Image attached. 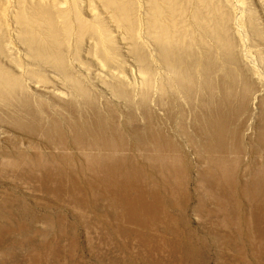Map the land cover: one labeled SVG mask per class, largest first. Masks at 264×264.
Listing matches in <instances>:
<instances>
[{
    "label": "rangeland",
    "instance_id": "rangeland-1",
    "mask_svg": "<svg viewBox=\"0 0 264 264\" xmlns=\"http://www.w3.org/2000/svg\"><path fill=\"white\" fill-rule=\"evenodd\" d=\"M25 1L26 0L24 1L22 0L21 1L20 0H0V28H1L0 29V48H1L0 63L3 62V64L7 65L8 67H11V69L15 70V72L17 73L21 72L22 70V72L19 73V76L22 75L23 73L25 74L20 77L22 80L20 79L19 82L17 81L18 83H20V85L17 84V82L15 83V85L14 84L7 85L8 83L5 84L4 80H2L3 79L2 76H0V79H1L0 85H2L1 87L3 88L5 87L3 85H6L11 88L10 89V88L5 87L7 90L5 88H3V90L2 88H0V113L2 114V111H3L4 114L6 113V116L8 115L11 117V118L8 116L6 117L5 115L0 114L1 117L3 116L2 118H0V264H264V237H263L264 236V149H263L264 140H263V136L261 137L262 138L261 139L257 135L253 134L255 139L251 138V141H250L249 137L247 136L248 134L246 135V133H251V132H249V130H244L243 131L245 133L244 134L242 130L240 131L238 129L239 131L237 132V134H240L239 137L242 136V134H244L245 136V137L242 136L243 140H241L244 143V145L240 144L242 143L239 140V139H242L241 137V138H237L238 141L236 142V144H233V146L235 145L238 146L237 151L236 150L234 151V149H236V146L233 150H231L232 149L231 145L228 146L231 148L227 147L228 150L226 149V152L228 154V160H231V162L227 160V165L224 164L223 166L218 167V165L211 164L213 166L212 167L209 163H206V162L202 163V162L195 161L194 155L198 156L197 154L199 152L202 154L204 151L200 149L198 150L194 149L193 146L190 144L191 142H189L190 139L187 140V138L190 136L191 131H192L191 129L192 127L189 124L191 123V119L189 118H191L192 116L191 115L192 109H187V107L192 108V104H193L192 99L194 100V90L192 87L190 88V85L184 86L186 87L185 91H183L184 88L182 90L178 86H174V82H173L174 80L171 79V78H174L173 75L170 73L169 70H167V68H163L161 66L159 59H157L159 55V53L157 52L159 51H157V49L155 51L153 48H151L152 41L150 40H152V38H149L151 36L147 35L146 32L144 31V24L142 23L141 17H139L141 15H140V8L138 6V2L135 3L136 1L134 0V2L132 3V6H135L136 4V7H138L139 11L135 9L136 7H132V9L134 8V12H132L133 11L132 10L130 13V16H132L131 17L132 19H130L128 21L129 22L128 25H126L127 23H126L125 18L123 19L124 20L123 22V20L121 19L115 20V18L112 19V17H109V16L106 17L107 11H109L108 14L113 13L112 9H115V8H113L112 5L110 6L111 9L110 7H106L108 3H105L106 4L105 5L106 8H105L104 2H102L103 0H99V2L98 0L97 1L91 0L90 2H92L93 4L90 3L89 1L87 2V0H76V1L67 0L68 2L67 1L66 2L71 6H68L67 3L66 2L64 3L62 0H57V2L56 0H53L55 1V3H53L52 0H47L49 2H47L46 0H39V1L29 0L28 2H31L30 5L27 3V1L26 2ZM44 1L46 3H50L51 1L52 4L50 3V6L48 7V4L45 5ZM126 1L128 0H125V3L127 4ZM167 1H169L171 5ZM19 2H21L22 4ZM35 2H38V3L34 5ZM60 2L61 3L63 2L64 4L62 3L63 4L62 5ZM76 2H78L80 7L76 5L77 4ZM100 2L102 3L101 6H103L104 8L100 7ZM57 3H59V5ZM73 3H76V4L73 5ZM94 3H95V6H94ZM96 3L99 4L100 8L98 7ZM167 3H168V6H167L168 8L165 7ZM39 4H43L42 6H47V9H49L50 11L53 10L54 15L50 13V19L52 20L53 27L55 26L56 28L57 36H55V38L58 37V40L57 38L56 40L59 43L56 42L55 38L54 39L52 38L53 36H50L49 33L48 34L46 33L47 29L45 27H47V24H46L47 22H45L43 25V22L42 21L39 22L37 18H36L37 20L35 19L31 21L28 20L27 16H24L22 21L19 18L18 16L19 13L17 12H20L22 14H24L25 12V15H29L26 12L30 10V12H32L31 14L37 13L34 11H37L36 6H38ZM55 4L57 7H61V8L64 7L66 9L65 10L67 12L66 15L67 17H69L70 21L72 20L71 22H73V19L75 18L70 19V17L79 16V12L86 10L88 8V5L89 7L90 5H92L91 8H88V9H92V7L93 8L95 7L94 8L95 11L97 10L98 13H100V15L98 14L96 16L97 17L99 16L98 17L99 19L104 18V17H105L104 19L107 18L105 21H108V22L106 23L111 25V28L113 30V33L111 34V31H112L111 30L110 35H109L111 39L109 41L113 42L111 43V46L113 44H115V46L117 44L120 46L118 45L117 47L112 46L113 50H111V46H110V49L107 51L101 47L100 41L97 42V40H95L98 43V46L92 45L91 40H93L95 37L97 38L98 32L96 33L95 31L97 29L90 27V26L87 27L88 29H86V27H78V29H75L74 26H71V28L72 29L74 28L75 30L74 29L72 30L69 28L64 29L62 23H60L61 22L60 15L54 11V9L57 8ZM23 5L26 7L24 8ZM31 5H33L32 7L35 6L34 8L36 10L32 8ZM52 5L54 8L52 7ZM28 6L32 9L28 8ZM170 6L172 7V0H166V3L165 2L163 3V9L167 11L165 12L163 10L161 17H163L164 18V19L162 18L163 21L165 20L167 21V23L169 22L168 20L173 18V15L171 13L172 9ZM184 6L187 7V5H184ZM73 7L76 8L77 12L75 11V8L73 10ZM16 8H18L20 11L17 10ZM24 9L26 10L28 9V10L25 11ZM94 9L92 10L94 11ZM55 10L59 11V8ZM69 10L72 12V15ZM97 11L95 12L96 14H97ZM75 13H76V16H75ZM15 14H17V17H15L16 16ZM56 15H57L56 17L57 19H53ZM101 15H105V16H101ZM94 17L95 16H93L92 18L94 19ZM134 17L137 20L134 19ZM18 18L20 19V21L18 20ZM32 18L34 19L33 16ZM108 19H110V22ZM24 20L26 23L24 22ZM55 20H57L58 22L57 21L54 22ZM114 20L116 22H114ZM32 21H34V24ZM119 21H121L122 24ZM134 22H135L136 27L133 26ZM19 23H22V24H19ZM124 23H125V27H124ZM31 24H33L34 26L35 25L37 26L34 27L33 25L31 26ZM129 24H131V26ZM20 25L21 27H18ZM23 25L26 28L28 27L27 28L28 30ZM61 25L62 27L60 28ZM127 26H129L128 27L129 30H127L128 28L126 29ZM170 27H171V24H170ZM89 28H91V30H89ZM132 28H133V31L131 30ZM57 29L68 30V31L71 30L70 31L71 35L74 33L76 35H74L73 37V35L72 36L70 34L68 35L69 33L68 31H64L63 33L62 30L57 31ZM79 29L80 31L82 29L81 31L82 34L80 33ZM16 30L18 31L16 32ZM76 30H78L79 32H77ZM84 30L85 32L83 33ZM32 31H33V34L31 33ZM90 31L92 32L93 36L96 35L94 38L89 37L91 36ZM20 33L21 35L23 34L24 35L21 36ZM36 33L40 34V35H37L36 41L28 40L29 38H33V36H36ZM94 33L96 34L94 35ZM29 34H32L31 37H29ZM61 34L64 35V38L62 37ZM77 35H79L78 37L81 36L83 39L86 36L85 37L86 40L81 39V37L79 38L80 39L79 40L78 37L76 38ZM65 37L66 38L68 37L67 38L68 41ZM71 37L74 39V41L78 39V41L77 40L75 41L77 44L73 42V40H71L72 39ZM115 37L117 39L115 40V42L117 41V43H115L113 40L115 39ZM44 38L47 40H44ZM38 40L39 42H37ZM54 40H55L54 43L56 44H53ZM30 42L33 44H31ZM70 42L76 45L74 44L72 45ZM78 42H79V45L81 44L80 46H78ZM87 43L88 45H86ZM36 44L44 45V46L46 45V47L48 49L50 48L51 50L55 48V50L53 49V51H56L58 53V55L60 56V60H63L62 62L64 64L66 63L65 65L63 63L62 64L60 63L61 65L58 64L60 65L58 66V68L60 67L59 69L60 71L57 70L58 68L56 67L57 65L55 64V62L49 59L50 58L49 53L51 52H49L48 49L45 48L44 54L34 53V54H31L32 56L29 55L32 52L33 48L35 47L34 45ZM89 44H91L92 46H89ZM133 44H135L137 47ZM31 46L32 48H30ZM69 46L70 48L73 46H74L73 48H75L76 46L74 50L77 52H74V50L70 49ZM94 46L97 47V48H94L95 50L93 49ZM131 46H134L133 47L134 49L131 48ZM89 47H92V49ZM62 48L63 50H61ZM140 48H141V53L140 54L136 53V52H140L139 51ZM87 49L88 51H90V53L86 51ZM99 49L101 50L102 55L104 52L103 56L100 55V53L98 52ZM117 49L118 50L120 49V50L118 51ZM126 49L129 50V52H127ZM135 49H137V51ZM110 50L111 52L116 50V52L114 51L111 53ZM146 50L148 51V53ZM91 51L92 53L93 52H96V53L92 54ZM106 51L108 53L110 52L111 55L113 56H111L110 53L108 54ZM62 52L64 53L62 54ZM133 52H135L136 55ZM47 53H48V56H47ZM115 53H118L117 58H116ZM74 54H76L77 58ZM42 55H44L43 57L45 56L47 57L43 58ZM133 55L136 57H134ZM39 56L40 58H38ZM61 56L62 57L65 56L64 58L66 59L65 60L61 59L62 58ZM140 56L141 58L142 57L144 58L142 59L144 61L139 59ZM41 57H42V60H41ZM99 57H101V59ZM111 57L112 59H110ZM103 58L105 59L102 60ZM79 59H80V62H78ZM48 60H51L52 62ZM81 60L83 62H81ZM84 60L86 64L84 63ZM17 61H18V64L20 65L17 64ZM44 61L45 63H43ZM102 61H103V64H102ZM30 63H32L33 65ZM46 63L50 65H47ZM90 63L91 65H89ZM24 64L26 65L24 66ZM82 64H84L85 66ZM104 64L108 67L104 66ZM16 65L18 66V68ZM54 65L56 66L54 67ZM39 66L41 70L44 68L43 72L46 73L45 75L49 76L50 78L46 76L47 78H45L44 80V78H41V77L38 78L39 76H37L36 74L35 76H32V73L30 74V71H28V69H36V70L39 69L40 70V68H38ZM116 66H118L117 67L118 69H116ZM143 67L145 68L150 67L151 69L149 68L150 69L149 73H148L149 69L147 68L148 69L147 70ZM65 68H66V71L64 70ZM69 69H71L72 72ZM140 69H141V72L143 70L142 73L140 72ZM52 70H55V71H52ZM118 70L119 71L123 70V71L122 72L120 71L121 72L120 73L118 72ZM151 70H154V71H152L151 73ZM64 71L65 73L69 72L68 73L70 75L69 79L64 78L65 76L66 77L68 76L67 74L64 73ZM76 71L79 72V75L82 78L80 76H76L78 75V72L76 73ZM59 72H62V73L60 74ZM70 73H72V75ZM145 73L146 74L148 73L147 74L148 76L150 75L149 78L146 77ZM62 74L63 75L65 74V75L63 76ZM142 74L145 75V77H143ZM83 75H85L87 83L83 81L84 80ZM140 75L142 76L140 77ZM29 76L32 78H30ZM90 76L91 78H89ZM27 77L31 79L32 83H35V82L38 83L40 81L39 83L42 85L46 84L47 85L46 87H49V88L52 87L53 89L56 88L55 91L61 90V88L64 86L65 88L63 87L64 89L62 88L63 90H61L60 93L58 92L61 98L60 99L61 102L58 99V97L57 99L56 97L54 98V96H59L58 93H55L56 95L55 94L51 95L50 93H47L48 91L47 92L44 91L41 93L39 92L35 93L34 91H32L31 90L32 88H30V86L25 84L26 82L30 81V80L27 81ZM33 78L35 79L38 78L37 79L38 81H35V79ZM143 78L146 80L147 79L151 80L152 87L149 85L150 82H148V80L143 81L144 80ZM74 79H76V81ZM80 79H81V83H79ZM168 79L172 81H169ZM43 80L46 82L44 83ZM118 81H120L121 83L120 82L118 83ZM21 82H23L24 85H22ZM77 82L80 84V86H78L79 84ZM107 82L108 83L110 82V83L108 84ZM140 82L143 84H145L144 82H146V84L149 83L147 87L149 88L150 86V88L149 89L145 88L146 85H143ZM166 82L170 84L171 86L168 87L169 85H167ZM72 83L75 86L80 87V89L78 90L77 87H76L77 90L74 89L75 88L74 85L73 87L70 86V84ZM160 83H162L161 85L163 86L159 85ZM18 85L20 86V88ZM55 85L56 86L58 85V86L56 87ZM12 86L16 89H13ZM60 86L62 87L59 88ZM117 86L118 87L120 86V88H118ZM140 86L141 87L143 86L141 88L142 91L139 90ZM165 86L169 89L164 88ZM173 86L178 87L179 88V89L177 88L178 91ZM111 87L113 88V90L114 89L115 90L113 91ZM159 87H163L164 89V90L163 89L160 90L162 91L160 93H158L159 92L158 89H160ZM171 87H173L176 91ZM187 87L190 89H188ZM86 88L87 89L90 88L92 91L87 90ZM117 88L120 91H117L116 90ZM73 89L75 93L80 94L81 92L80 95H82L83 93L82 90H84L82 98L79 95L75 94L73 92ZM123 89H125L126 92ZM14 91L15 92L18 91L17 93H19V96ZM62 91L67 92V94H69L70 96L67 95L66 93H62ZM76 91H79V92H76ZM87 91H89L88 92L89 95L88 93H85ZM93 91L95 92V94ZM140 91L143 96L139 94ZM214 91H218V90H214ZM10 92L14 93L12 94V96L16 95L14 96L15 98L17 97L16 104H13L16 102L15 98L12 97L11 94L8 95V93ZM115 92H119L120 94L118 93V96H117ZM121 92L123 93L125 92L127 94L124 96L125 93L122 94ZM181 92L183 94H186V96H184ZM23 93L25 95L27 93L26 97L28 99H26V97L21 98L25 96ZM145 93L147 94L145 95ZM177 93L179 94V96L177 95ZM218 93L220 92H217V94ZM2 94H4V97ZM61 94L62 95L64 94V96H61ZM173 94L177 96L175 97ZM78 96L80 98H78ZM89 96L91 97L92 100H94L93 101L94 103L92 102ZM7 97H8L7 100L10 102L6 100ZM9 97L11 98V100ZM49 97L50 98L53 97L52 99L56 100L57 103L59 100V103L63 104V105L60 104L61 108L60 107L58 108V106L60 105H57L56 102L50 99ZM88 97H89V100H88ZM179 97L181 99H179ZM182 97L184 99L187 98L185 99V102ZM191 97L193 98L191 99ZM175 98H177V100ZM18 99L22 103L21 104L19 102V104L21 105L18 104ZM95 99H96V102H95ZM229 99L230 98L228 97L226 102H228ZM73 100L76 103L78 102L77 100H79V102L76 104ZM82 100L85 103H83ZM90 100H91V103H90ZM180 100H182L183 102L181 101L182 103H180ZM187 100L188 101L191 100V102L188 103ZM11 101L12 102L14 101L12 105H11ZM27 101H30L28 102L29 104L27 103ZM140 101L141 103H139ZM81 102L82 104H84V107L86 109L82 107L83 105L81 104ZM88 102L90 104L87 106ZM143 102H146V103H143ZM25 103H27L29 106L26 105V107H24ZM111 103H114V104H111ZM176 103H178V105ZM17 104L19 107L17 106ZM72 104L75 106H71ZM93 104L95 105V107L93 106ZM185 104L187 106L184 108ZM79 105L81 106V108ZM173 105H175L174 109H173ZM74 107H77V108L75 109ZM182 107L185 110H183ZM24 108L27 109V111L26 110L24 111L23 110ZM28 108L30 109V112ZM87 108H93L94 110L89 109L90 110L89 111ZM171 108H172V111H171ZM226 108L225 110L223 109V112L226 111L227 113H231V112H228L230 110H226ZM80 109H83V111L85 112L83 111L80 112ZM210 109L212 111H215L214 105H212V107H210L209 110ZM9 110L10 111L12 110V111L10 112ZM70 110L72 111L74 110V111L72 112ZM76 110H78V112ZM178 110L182 112L180 113L181 115L177 114L180 112ZM187 110L189 111L188 113H187ZM32 111H34L35 116H32L33 118L31 119V115H34ZM37 111L39 114L41 113V115H39ZM135 111L137 114L135 113ZM25 112L27 113V115L25 114ZM28 112L29 114L30 113L31 114L29 115ZM107 112L108 113L110 112V114H108ZM183 112L185 113L183 114ZM19 113L21 115H18L16 117V114H19ZM227 113H226V117H229L230 121H233V119L237 117L236 115L234 117V115L230 114L232 117L231 118L230 115ZM116 114H117V117H116ZM12 115H14L15 118H13L14 116L12 117ZM23 115L24 116L26 115V117H28L26 119L27 120L26 122H25L26 117H22ZM37 115L39 116V119L40 118L41 119L44 118V119L35 120L34 118H36ZM42 115H45L48 119ZM52 115H54L53 119H52ZM99 115L102 118H99ZM177 115H180L181 117L182 115H185V116L184 118L182 117L183 119H181V117ZM19 116L23 120H20ZM38 116L36 119H38ZM49 116L51 117V121L55 120L57 122L54 121L51 123V125H49L51 122V121L49 122L50 120ZM56 116L58 120L60 118V120L62 121H58ZM104 117L105 118L108 117L106 118L108 120L105 121L106 119ZM72 118H73V121H72ZM109 118H111L110 121L112 120L113 122L112 121L110 122ZM241 118L244 121V117L240 116V120L242 121ZM16 119L21 121V123L18 121L19 124L17 125L18 122ZM89 119L93 121V123L95 121L96 122L98 121L97 123H95L96 127L94 126V124L92 126V122ZM115 119L116 121H114ZM123 119L125 121H123ZM150 119L151 120L153 119V120L151 121ZM160 119L162 122L160 121ZM32 120L34 124L32 123ZM177 120H179V122ZM240 120L238 119V121ZM9 121H12V122H9ZM41 121L45 123L48 122L47 123L48 125L44 123L43 128L45 130L41 128L42 126H40L43 124ZM99 121L101 123H99ZM27 122H29L31 126L29 125V123L28 125L25 124ZM67 122L69 123L67 124ZM37 123H39L38 127H37ZM35 124H36V127H35L36 129L33 128ZM55 124H58V126ZM77 124H79V126H77ZM110 124L112 127L113 126L114 127L112 128ZM260 124L259 125L263 127L264 120L263 122L260 121ZM98 125L102 126L101 127L102 129ZM145 125H146V128H145ZM176 125L178 126L176 127ZM49 126L51 130L47 129L49 128ZM71 126H73V128ZM189 126H190V129H189ZM51 127L55 129L57 127L58 132L60 131L61 133L60 132L59 133L63 135L61 136L60 134H58L57 130H56L57 137H55L54 134H50L51 132L52 133L55 132V130L52 129ZM59 127H61L62 129L61 128L59 129ZM74 127L76 128L74 129ZM107 127L113 130L111 131V129L109 130ZM79 128L82 130H79ZM88 128L91 129V131ZM152 128H154V130H152ZM176 128L178 130L179 128H183V130L177 133ZM34 129L35 131H33ZM37 129L38 131H36ZM40 129L42 130L41 132H39ZM97 129L99 130L97 131ZM187 129H188V132H187ZM46 130L49 131L48 134H46L48 132ZM86 130L87 132H85ZM88 130L90 132H88ZM115 130L117 131V133ZM44 131L45 133H42ZM101 131H103L107 135L109 133L111 135L113 134L112 137L109 134L111 139L114 138L112 145H110L111 144L110 143V144H107L105 147L104 143L94 141L97 138V135H99V137L106 136ZM145 131L147 132L145 133ZM80 132H83V135L80 134ZM91 132H94L95 134ZM119 132L122 137L124 135L125 138L121 137L124 140L119 138L120 136L117 137ZM142 132L145 135H143ZM182 132H187V133L181 134ZM152 133H154V135ZM158 134H160L162 138L158 137L159 136ZM187 134L189 136H186ZM46 135H49L51 137H48ZM52 135L54 136L52 137ZM58 135H60V138ZM72 135L74 136L77 135L75 137L76 140H74L75 138H73L74 136ZM263 135H264V132H263ZM133 136L136 137V139ZM139 136H141L143 139ZM156 136L158 139H156ZM163 136H165L164 139H163ZM54 137L56 139L59 138V140L58 139L56 140ZM60 139L61 140L63 139V140L61 141ZM64 139L66 140L67 144L64 142L65 141ZM116 139H118L119 141ZM160 139H162L163 141L169 140L170 144L167 143L166 146L165 145L162 146V143H160V141L161 142L163 141ZM72 140L75 142H73ZM90 140H93L92 141L93 143ZM120 140H122L123 142ZM258 140H262V141H258ZM135 141L138 144H136ZM121 142L123 144H121ZM259 142L261 145L258 144ZM59 143L60 144L63 143L64 146L60 145ZM82 143L86 145H83ZM251 143L253 144V146H255L254 148L256 149H254L253 146H251L252 145ZM102 144L104 146H101ZM179 144L181 145V147ZM258 145H260L262 149ZM159 146H160V149H162V153L160 151H157L159 150ZM172 146L173 148H171ZM98 148L101 150H99ZM169 148H171L172 150ZM254 150H256L257 155ZM228 151H230L231 153ZM157 152L159 153L157 154ZM239 152L240 153L245 152V153L242 156V154H240ZM175 153H179L180 155H175ZM147 154L149 156H147ZM110 155L113 156V158ZM108 163H111L109 165L110 168L112 164L114 163V166L112 168L115 167V169L113 171H111V169L106 170V167H107L106 164ZM235 163H238V164H235ZM254 165L256 166L257 169L255 168ZM214 166L215 167L217 166L218 168L217 167L214 168ZM216 169H217V172H216ZM197 173L199 176L197 175ZM104 174L108 178L103 176ZM224 177L225 179H223ZM210 178H211L212 184H210V180H208ZM214 185L215 186L217 185V186L215 187ZM229 194L232 196H230ZM124 196L125 197L127 196V198H124ZM137 197L139 199L142 198L141 200L144 199L145 202H148L149 210L142 208L141 210L135 209L133 213L131 212L132 210L129 208V205H127L129 204L128 201H130L132 198L136 199ZM150 204L152 205V208L150 207L151 206ZM124 205H127V206L125 207ZM127 208L128 210L129 209L130 210L127 211ZM260 210H261V214H260ZM147 211L149 212L147 213ZM137 218L140 220V223L138 222L139 220Z\"/></svg>",
    "mask_w": 264,
    "mask_h": 264
},
{
    "label": "bare ground",
    "instance_id": "bare-ground-1",
    "mask_svg": "<svg viewBox=\"0 0 264 264\" xmlns=\"http://www.w3.org/2000/svg\"><path fill=\"white\" fill-rule=\"evenodd\" d=\"M21 1V0H20ZM22 1H24V0H22ZM27 1V3L30 5V3L31 2H28L29 0H26ZM25 1V2H26ZM31 1V0H30ZM36 1V0H35ZM39 1V0H38ZM47 1V0H46ZM64 3L67 1V0H62ZM71 1V0H70ZM74 1H76V0H74ZM90 2L91 0H87V2ZM93 1V0H92ZM97 1V0H96ZM136 2L135 3H137L138 2V6H139V8H140V15L141 16H139V17H141V19H142V23L144 24V31L146 32V34L147 35H149V36H151V37H149V38H152V40H150V41H152V47L151 48H153L155 51H156V49H157V51H159V52H157V53H159V55H158V57H157V59H159V62L161 63V66L163 67V68H167V70H169L170 71V73L173 75V77L174 78H171V79H173L174 81V86H178L179 88H181L182 90H183V88H184V90L183 91H185V88L186 87H184L185 85L186 86H189L190 85V88L192 87L193 88V90H194V100L192 99L193 97H191V99H192V101H193V104H192V108H188L187 107V109H192V116H191V118H189V119H191V123H189L190 124V126L192 127L191 129H192V131H191V134H190V132H189V134H190V136L187 134L186 136H189L188 138H187V140L188 139H190L189 140V142H191L190 144L193 146V148L194 149H200V150H202V151H204L202 154L199 152L197 155L198 156H195L194 155V159H195V161H197V162H206V163H209L210 165L212 164V165H218V167L219 166H223L224 164H226L227 165V160H228V154H227V152H226V149H227V147L229 146V145H231V147H232V149L231 150H233L234 148H235V146H233V144H236V142L238 141V139L237 138H241L242 136H244V130H249V132H251V133H246V135L249 137V139H250V141H251V138H254V135L253 134H255V135H257L259 138H261L262 136H263V140H264V135H263V129H264V126L263 127H261L260 125V121L261 122H263V120H264V0H172V7H171V9H172V15H173V18H171L172 17V15H171V19L170 20H168L169 22L167 23V21H163V17H161V14H162V11L164 10L163 9V3L165 2L166 3V0H135ZM163 1V2H162ZM45 2V1H44ZM47 2H49V1H47ZM52 2L53 3H55V1H53L52 0ZM56 2H57V0H56ZM62 2V3H63ZM68 2V1H67ZM66 2V3H67ZM73 2V1H72ZM98 2H99V0H98ZM102 2H104V7H105V3H108V5L106 6V7H110L111 5L113 6V8H115V9H112L113 10V13H109L108 14V12L109 11H107V14H106V17H112V19H114L115 18V20L116 19H118V20H123L124 18L126 19V25H128V21L130 20V19H132L131 17L132 16H130V13H131V11L132 12H134V8L132 9V7H136V4H135V6H132V3L134 2V0H128V1H126L127 2V4L125 3V0H103ZM168 3H169V1H167ZM19 3H21V2H19ZM26 3V4H27ZM32 3H33V1H32ZM36 3H38V2H35V4L34 5H36ZM40 3V2H39ZM50 3H51V1H50ZM50 3H46L45 2V5L46 4H48V7L50 6ZM61 3V2H60ZM61 3V4H62ZM63 3V4H64ZM77 3V4H76ZM76 3H73V5L74 4H76V5H78L79 6V4H78V2H76ZM80 3V2H79ZM90 3H92V2H90ZM168 3H167V5H165V7H167L168 6ZM188 3V4H187ZM22 4V3H21ZM24 4V3H23ZM27 4V5H28ZM52 4V3H51ZM58 5H59V3H57ZM62 4V5H63ZM71 4V3H70ZM88 4V3H87ZM93 4V3H92ZM97 4V3H96ZM101 2H100V7L102 8L103 6H101ZM170 4V3H169ZM43 4H39L38 6H36L37 8V11H34V12H37V13H33V14H31L32 12H30V10L29 11H27L26 9H24L25 11H27L26 13L27 14H29V15H25V12H24V14H22V13H20V12H17V13H19L18 14V16H19V18L21 19V21H22V19H23V17L24 16H27V18H28V20H35L36 18L39 20V22L40 21H42L43 22V25H44V23L45 22H47L46 24H47V27H45L46 29H47V31H46V33L48 34L49 33V35L50 36H53L52 38L54 39L55 38V36H57L56 35V28H55V26L53 27V23H52V20L50 19V13L51 14H53L54 15V12H53V10H49V9H47V6H42ZM67 5L68 6H71V5H69L68 3H67ZM66 5V6H67ZM72 5V6H73ZM98 5V7H99V4H97ZM96 5V6H97ZM171 5V4H170ZM184 5H187V7H185ZM17 6V5H16ZM24 6V5H23ZM22 6V7H23ZM33 5H31V7H32ZM55 6H56V4H55ZM65 6V7H66ZM91 6L92 5H90V7H89V5H88V8H91ZM94 6H95V3H94ZM26 6H24V8H25ZM35 7V6H34ZM34 7H32V8H34ZM52 7H53V5H52ZM57 7V6H56ZM80 7V6H79ZM78 7V8H79ZM99 7V8H100ZM103 7V8H104ZM105 7V8H106ZM169 7V8H170ZM28 8H30L29 6H28ZM32 8H30V9H32ZM54 8V7H53ZM52 8V9H53ZM57 8H59V11H57V10H55V9H57ZM57 8H55L54 9V11L57 13V14H59L60 15V17H61V22L60 23H62V25H63V27H64V29H67V28H69V29H72L71 28V26H74V28L75 29H78V27H86V29H88L87 27H93V28H95V29H97L95 32L97 33L98 32V35H97V38L95 37L96 35V33H94V35L95 36H93L92 35V32H91V36H89V37H95L93 40H91L92 42H91V44L92 45H97L98 46V41H100V45H101V47L102 48H104L105 50H109L110 49V46H111V43H113L112 41H109V40H111L110 39V31L112 30V28H111V25L110 24H108V23H106V22H108V21H105L106 19H104V18H101V19H99L96 15H100V13H98V11H97V14L95 13L96 11H95V7L93 8L92 7V9H94V11L92 10V9H86V10H84V11H81V12H79V16H76V13H75V16L76 17H70V19L72 18H75V19H73V22H71L70 20H69V17H67V15H66V9L64 8V7H57ZM61 8V9H60ZM72 8V7H71ZM74 8L75 7H73V10H74ZM98 8V9H99ZM168 8V7H167ZM167 8H165V9H167ZM17 10H19L18 8H16ZM15 9V10H16ZM35 9V8H34ZM35 9V10H36ZM70 9V8H69ZM96 9H97V7H96ZM110 9H111V7H110ZM135 9H137L138 10V7H136ZM14 10V9H13ZM16 10V11H17ZM72 10V11H73ZM80 10H81V8H80ZM93 12H92V11ZM111 10V11H112ZM20 11V10H19ZM32 11V10H31ZM68 11V10H67ZM70 11V10H69ZM75 11H76V8H75ZM74 11V12H75ZM78 11H79V9H78ZM139 11V10H138ZM165 12L167 11V10H164ZM168 11H169V9H168ZM71 12V11H70ZM77 12V11H76ZM102 12V11H101ZM55 13V14H56ZM135 13H137V12H135ZM139 13V12H138ZM164 13V12H163ZM168 13V12H167ZM167 13H165V14H167ZM83 14V15H82ZM87 14V15H86ZM101 14H103V13H101ZM170 14V13H169ZM16 16L15 17H17V14H15ZM31 15V16H30ZM70 15V14H69ZM71 15H72V12H71ZM70 15V16H71ZM133 15V14H132ZM164 15V14H163ZM32 16L34 17V19L32 18ZM74 16V15H73ZM93 16H95L94 17V19L92 18ZM101 16H105V15H101ZM100 16V17H101ZM137 16V15H136ZM135 16V17H136ZM168 16V15H167ZM14 17V16H13ZM14 17V18H15ZM57 17V15L53 18V17H51V18H53V19H57L56 18ZM59 17V16H58ZM59 17V18H60ZM134 17V19H136ZM18 18V20L20 21V19ZM163 18V19H162ZM25 19V18H24ZM36 19V20H37ZM12 20V19H11ZM26 20V19H25ZM25 20H24V22H25ZM109 20V22H110V19H108ZM114 20V22H116ZM137 20V19H136ZM135 20V21H136ZM6 21V20H5ZM18 21V22H19ZM57 20H55L54 22H56ZM132 21V20H131ZM170 21H171V23H170ZM23 22V23H24ZM28 22V21H27ZM33 22V24H34V21H32ZM58 22V21H57ZM118 22V21H117ZM120 23H121V21H119ZM123 22H124V20H123ZM17 23V22H16ZM26 23V22H25ZM36 23V22H35ZM59 23V24H60ZM19 24H22V23H19ZM18 24V25H19ZM33 24H31V26L33 25ZM37 24V23H36ZM39 24V23H38ZM56 24V23H55ZM58 24V25H59ZM118 24V23H117ZM122 24V23H121ZM121 24H119V25H121ZM133 24V23H132ZM137 24V23H136ZM170 24H171V27H170ZM15 25H17V24H15ZM25 25V24H24ZM23 25V26H24ZM40 25H42V24H40ZM40 25H39V27H40ZM57 25V24H56ZM62 25L60 26V28L62 27ZM130 26H131V24H129ZM6 26V25H5ZM26 26V25H25ZM24 26V27H25ZM29 26H30V24H29ZM34 26V25H33ZM35 26H37V25H35ZM34 26V27H35ZM134 27H136L135 26V22H134V25H133ZM132 26V27H133ZM16 27V26H15ZM18 27H21V25L20 26H18ZM33 27V28H34ZM42 27H44V26H42ZM58 27V26H57ZM119 27V26H118ZM124 27H125V23H124ZM129 26H127L126 27V29L128 28ZM133 27V28H134ZM26 28V27H25ZM28 28V27H27ZM26 28V29H27ZM32 28V27H31ZM37 28V27H36ZM73 28V29H74ZM92 28V29H93ZM133 28L131 29L132 31H133ZM1 29V28H0ZM7 29V28H6ZM23 29V28H22ZM25 29V30H26ZM38 29V28H37ZM63 29V28H62ZM61 29V30H62ZM72 29V30H73ZM74 29V30H75ZM84 29V28H83ZM19 30V29H18ZM18 30H16V32L18 31ZM24 30V31H25ZM28 30V29H27ZM61 31L60 29H57V31ZM89 30H91V28H89ZM127 30H129V28L127 29ZM135 30V29H134ZM34 31V30H33ZM33 31L31 32L32 34H33ZM45 31V30H44ZM63 31V33H64V31H68V30H62ZM71 30H69L68 32V35L70 34L71 35V32H70ZM77 32H79L80 31V29H79V31L78 30H76ZM81 31H82V29H81ZM80 31V33L82 34V32ZM94 31V30H93ZM4 32H6V31H4ZM12 32V31H11ZM22 32H23V30H22ZM85 32V30L83 31V33ZM87 32H89V31H87ZM130 32V31H129ZM172 32V33H171ZM58 33V32H57ZM60 33H62V32H60ZM67 33V32H66ZM72 33H74V32H72ZM113 33V30L111 31V34ZM27 34V33H26ZM32 34H29V37H31V35ZM59 34V33H58ZM20 35H21V33H20ZM24 35V34H23ZM23 35H21V36H23ZM35 35V34H34ZM37 35H40V34H38V33H36V36H33V38H35V39H33V38H26V39H28V40H31V41H33V40H35L36 41V38H37ZM49 35H47V36H49ZM62 35V34H61ZM67 35V36H68ZM73 35V37H74V35H76L75 33L74 34H72ZM71 35V36H72ZM114 35V34H113ZM137 35V34H136ZM144 35V34H143ZM146 35V36H147ZM17 36V35H16ZM20 36V37H21ZM45 36V35H44ZM47 36H46V38H47ZM59 36V35H58ZM65 36H66V34H65ZM79 35H77L76 36V38L78 37ZM85 36V35H84ZM139 36V35H138ZM138 36H137V38H138ZM145 36V35H144ZM18 37V36H17ZM40 37V36H39ZM43 37V36H42ZM62 37L64 38V35H62ZM70 37V36H69ZM81 37V36H80ZM80 37H78V39L80 38ZM86 37V36H85ZM84 37V39L86 40V38ZM111 37H112V35H111ZM147 37V38H148ZM57 38V40H58V37H56ZM56 38H55V40H56ZM61 38V37H60ZM59 38V39H60ZM66 38V37H65ZM68 38V37H67ZM66 38V39H67ZM72 38V37H71ZM114 38V37H113ZM133 38V37H132ZM4 39V38H3ZM38 39H40V38H38ZM41 39H43V38H41ZM49 39V38H48ZM52 39V40H53ZM78 39H76L77 41H78ZM81 39H83L82 37H81ZM83 39V40H84ZM140 39V38H139ZM16 40V39H15ZM20 40V39H19ZM28 40H26V41H28ZM44 40H47V39H45L44 38ZM51 40V39H50ZM49 40V41H50ZM55 40L53 41V44H56V43H54L55 42ZM56 40V42H58ZM70 40V39H69ZM71 40H73V42H75L74 41V39L72 38ZM70 40V41H71ZM80 40V39H79ZM82 40V41H83ZM89 40V39H88ZM87 40V41H88ZM95 40H97V42L95 41ZM114 40V42H115V40H117L116 39V37H115V39H113ZM24 41V40H23ZM43 41V40H42ZM63 41V40H62ZM66 41V40H65ZM64 41V42H65ZM67 41H68V39H67ZM137 41V40H136ZM22 42V41H21ZM37 42H39V40L37 41ZM44 42V41H43ZM47 42V41H46ZM46 42H45V44H46ZM16 43V42H15ZM31 43V42H30ZM48 43V42H47ZM52 43V42H51ZM59 43V42H58ZM57 43V44H58ZM71 43V42H70ZM76 43V42H75ZM80 43H82V42H80ZM86 43V42H85ZM115 43H117V41L115 42ZM133 43V42H132ZM23 44V43H22ZM31 44H33V43H31ZM39 44V43H38ZM38 44H36V45H34L35 47L33 48V50H32V52L29 54V55H31V54H44V51H45V48L46 49H48L47 47H46V45L44 46V45H38ZM44 44V43H43ZM49 44V43H48ZM72 44V43H71ZM74 44V43H73ZM72 44V45H73ZM77 44V43H76ZM76 44H74V45H76ZM91 44H89V46H92ZM136 44H137V42H136ZM4 45V44H3ZM11 45V44H10ZM51 45V44H50ZM81 45V44H80ZM79 45V42H78V46H80ZM86 45H88V43L86 44ZM118 45V44H117ZM117 45L115 46V44H113L112 46H114V47H117ZM133 45H135V44H133ZM144 45H145V43H144ZM150 45V44H149ZM2 46V45H1ZM24 46H25V44H24ZM27 46V45H26ZM28 46H29V44H28ZM62 46V45H61ZM93 47V49L94 48H97V47ZM112 46H111V50H113L112 49ZM118 46H120V45H118ZM124 46V45H123ZM136 46V45H135ZM148 46V45H147ZM59 47V46H58ZM57 47V48H58ZM74 47V46H73ZM73 47H71L70 48V46H69V48L70 49H75L76 48V46H75V48H73ZM86 47V46H85ZM100 47V46H99ZM134 46H131V48H133ZM137 47V46H136ZM135 47V48H136ZM139 47H140V45H139ZM146 47V46H145ZM5 48V47H4ZM27 48H29V47H27ZM30 48H32V46L30 47ZM52 48V47H51ZM68 48V47H67ZM81 48V47H80ZM82 48H83V46H82ZM89 48H91L92 49V47H89ZM88 48V49H89ZM102 48H100V49H102ZM121 48V47H120ZM128 48H130V47H128ZM3 49V48H2ZM50 49V48H49ZM48 49V51L49 52H51V53H49V59H51L53 62H55V64L57 65H54V67L56 66L57 68H58V66H60L63 62V60H60V56L58 55V53L56 52V51H53V49L55 50V48H53L52 50L50 49L49 50ZM88 49L86 50L87 52H89L90 53V51H88ZM99 49V53H100V55H102V52H101V50ZM114 49H116V48H114ZM125 49V48H124ZM134 49V48H133ZM152 49V50H153ZM159 49V50H158ZM0 50H1V48H0ZM25 50H27V49H25ZM60 50V49H59ZM61 50H63V48L61 49ZM67 50H69V49H67ZM66 50V51H67ZM72 50V51H73ZM95 50V49H94ZM94 50H92V51H94ZM98 50V49H97ZM97 50H96V52H97ZM111 50H110V52H111ZM118 50V49H117ZM120 50V49H119ZM118 50V51H119ZM127 50V49H126ZM132 50V49H131ZM136 51H137V49H135ZM149 50V49H148ZM151 50V51H152ZM35 51V52H34ZM47 51V52H48ZM58 51V50H57ZM92 51H91V53H92ZM106 51V52H107ZM115 52H116V50H114ZM114 51H112V52H114ZM117 51V52H118ZM125 51V50H124ZM133 51V50H132ZM139 51L140 52H136V53H138V54H140L141 53V48L139 49ZM147 51V50H146ZM151 51H150V53H151ZM25 52V51H24ZM59 52V51H58ZM61 52V51H60ZM74 52H77V51H75L74 50ZM73 52V53H74ZM79 52V51H78ZM80 52H81V50H80ZM96 52H93V53H96ZM109 52V53H110ZM111 52V53H112ZM126 52V51H125ZM127 52H129V50H127ZM131 52V51H130ZM28 53V52H27ZM26 53V54H27ZM64 52H62V54H63ZM92 53V54H93ZM108 53V52H107ZM108 53V54H109ZM111 53H110V55H111ZM120 53V52H119ZM135 55H136V53L135 52H133ZM132 53V54H133ZM145 53V52H144ZM143 53V54H144ZM147 53H148V51H147ZM155 53V52H154ZM78 54V53H77ZM81 54V53H80ZM117 54L118 53H115V55H116V58H117ZM122 54V53H121ZM120 54V55H121ZM124 54V53H123ZM29 55H27V56H29ZM75 56H76V54H74ZM86 55V54H85ZM99 55V54H98ZM103 55H104V52H103ZM102 55V56H103ZM150 55V54H149ZM155 55H157V54H155ZM32 56V55H31ZM37 56V55H36ZM44 55H42V57H43ZM47 56H48V53H47ZM47 56H45V57H47ZM63 56V55H62ZM61 56V57H62ZM81 56V55H80ZM89 56V55H88ZM106 56V55H105ZM104 56V57H105ZM111 56H113V55H111ZM132 56V55H131ZM134 56V55H133ZM148 56V55H147ZM147 56H145V57H147ZM154 56V55H153ZM11 57V56H10ZM9 57V58H10ZM42 57H41V60H42ZM45 57H43V58H45ZM65 57V56H64ZM64 57H62L61 59H66V58H64ZM82 57V56H81ZM109 57V56H108ZM115 57V56H114ZM134 57H136V56H134ZM137 57H139V56H137ZM12 58V57H11ZM26 58V57H25ZM35 58V57H34ZM38 58H40V56L38 57ZM76 58H77V56H76ZM80 58V57H79ZM97 58V57H96ZM100 59H101V57H99ZM119 58V57H118ZM122 58V57H121ZM147 58H149V57H147ZM146 58V59H147ZM156 58V57H155ZM3 59H5V58H3ZM16 59V58H15ZM68 59V58H67ZM105 58H103L102 60H104ZM110 59H112V57L110 58ZM114 59V58H113ZM140 60H142V59H144L143 57L141 58V56H140V58H139ZM9 60V59H8ZM12 60V59H11ZM37 60V59H36ZM46 60V59H45ZM51 60H48V61H51ZM83 60V59H82ZM81 60V62H83ZM108 60V59H107ZM115 60V59H114ZM119 60V59H118ZM117 60V61H118ZM155 60V59H154ZM51 61V62H52ZM89 61V60H88ZM112 61V60H111ZM136 61V60H135ZM142 61H144V60H142ZM13 62V61H12ZM21 62V61H20ZM29 62V61H28ZM50 62V63H51ZM65 62V61H64ZM69 62V61H68ZM68 62H67V64H68ZM78 62H80V59L78 60ZM93 62V61H92ZM98 62V61H97ZM114 62V61H113ZM157 62H158V60H157ZM5 63V62H4ZM33 63V62H32ZM32 63H30V64H32ZM36 63V62H35ZM34 63V64H35ZM39 63V62H38ZM43 63H45V61L43 62ZM61 63V64H60ZM84 63H85V60H84ZM159 63V64H160ZM17 64H18V61H17ZM23 64V63H22ZM21 64V65H22ZM27 64H29V63H27ZM47 65H50V64H48V63H46ZM54 64V63H53ZM58 64H60V65H58ZM64 64V63H63ZM66 64V63H65ZM64 64V65H65ZM73 64V63H72ZM86 64V63H85ZM98 64V63H97ZM102 64H103V61H102ZM106 64V63H105ZM104 64V66H106ZM112 64V63H111ZM114 64V63H113ZM13 65V64H12ZM15 65V64H14ZM18 65H20V64H18ZM26 64H24V66H25ZM33 65V64H32ZM36 65V64H35ZM40 65V64H39ZM82 65H84V64H82ZM89 65H91V63L89 64ZM110 65V64H109ZM17 66V65H16ZM41 66V65H40ZM40 66L38 67V68H40ZM74 66V65H73ZM85 66V65H84ZM88 66V65H87ZM34 67V66H33ZM64 67V66H63ZM90 67V66H89ZM106 67H108V66H106ZM111 67H113V66H111ZM118 66H116V69H118L117 68ZM119 67H120V65H119ZM17 68H18V66H17ZM25 68V67H24ZM23 68V69H24ZM35 68V67H34ZM46 68V67H45ZM56 68V69H57ZM122 68V67H121ZM139 68H141V67H139ZM143 68H145V67H143ZM149 69L150 67H146L145 69ZM21 69H22V67H21ZM44 69V68H43ZM41 70V68H40V70L39 69H28V71H30V74L32 73V76H35V74L37 75V76H39L38 78H44V80H45V78H47V77H49V76H47V75H45L46 73H44L43 71L44 70ZM51 69V68H50ZM54 69V68H53ZM60 69V67L57 69L58 71H60L59 70ZM63 69V68H62ZM72 69V68H71ZM71 69H69V70H71ZM79 69V68H78ZM115 69V70H116ZM145 69H144V71H145ZM147 69V70H148ZM151 69V68H150ZM150 69L148 70V73H149V71H150ZM159 69V68H158ZM160 69H161V67H160ZM159 69V70H160ZM65 71H66V68L64 69ZM74 70V69H73ZM87 70V69H86ZM104 70V69H103ZM114 70V69H113ZM18 71V70H17ZM27 71V70H26ZM32 71V72H31ZM52 71H55V70H52ZM65 71H64V73H65ZM121 71V70H120ZM119 70H118V72H120ZM123 71V70H122ZM121 71V72H122ZM152 71H154V70H151V73H152ZM163 71V70H162ZM169 71H168V73H169ZM19 72V71H18ZM21 72H22V70H21ZM21 72H19V73H21ZM24 72V71H23ZM71 72H72V70H71ZM75 72V71H74ZM73 72V73H74ZM78 71H76V73H77ZM120 72V73H121ZM140 72H141V69H140ZM142 72H143V70H142ZM141 72V73H142ZM157 72H159V71H157ZM166 72V71H165ZM19 73H17V72H15V70H13V69H11V67H8L7 65H5V64H3V62L2 63H0V76H2V80H4V83L6 84V83H8L7 85H9V84H14L15 85V83L18 81L19 82V80L21 79L20 77L22 76V75H25L24 73L22 74V75H20L19 76ZM34 73V74H33ZM58 73V72H57ZM60 74L62 73V72H59ZM69 72H67V73H65V74H67L68 76L66 77H64L65 79L66 78H70V75L68 74ZM100 73V72H99ZM124 73V72H123ZM147 73V74H148ZM150 73V74H151ZM154 73V72H153ZM27 74H29V73H27ZM60 74H58V75H60ZM64 74V75H65ZM71 75H72V73H70ZM96 74V73H95ZM94 74V75H95ZM101 74V73H100ZM146 73H145V75H146V77H148L149 78V76L147 75ZM167 74V73H166ZM170 74V75H171ZM63 75V74H62ZM63 75V76H64ZM81 75H82V73H81ZM88 75V74H87ZM86 75V76H87ZM91 75V74H90ZM143 75V74H142ZM142 75H140V77L142 76ZM145 75H143V77H145ZM170 75H169V77H170ZM47 76V77H46ZM52 76V75H51ZM75 76V75H74ZM76 76H80L79 75V72H78V75H76ZM100 76V75H99ZM119 76V75H118ZM153 76V75H152ZM151 76V77H152ZM164 76H165V74H164ZM30 77V76H29ZM73 77V76H72ZM81 77V76H80ZM79 77V78H80ZM169 77H167V78H169ZM23 78V77H22ZM30 78H32V77H30ZM37 78V79H38ZM50 78V77H49ZM82 78V77H81ZM89 78H91V76L89 77ZM154 78V77H153ZM33 79H35V78H33ZM37 79H35V81H38ZM62 79V78H61ZM67 79V80H68ZM76 79H78V78H76ZM76 79H74L75 81H76ZM84 79V80H83ZM83 81H85L86 83H87V81H86V77H85V75H83ZM144 79V78H143ZM152 79V78H151ZM1 80V79H0ZM22 80V79H21ZM28 80H30L29 82H26L25 84L26 85H28V86H30V88H32L31 90L32 91H34L35 93H41V92H44V91H48L47 93H50L51 95H54L55 93H60L61 92V90H63L64 88L62 87V86H60L59 88H61V90H57V91H55L56 90V88H49V87H46L47 85L45 84V85H42V84H40L39 82L37 83V82H35V83H32L31 82V79H29L28 77H27V81ZM43 80V81H44ZM47 80V79H46ZM53 80H55V79H53ZM64 80V79H63ZM119 80V79H118ZM123 80V79H122ZM146 79H144L143 81H145ZM148 80V79H147ZM146 80V81H147ZM153 80V79H152ZM169 80V79H168ZM168 80H167V82H168ZM33 81V80H32ZM49 81V80H48ZM71 81V80H70ZM74 81V82H75ZM82 81V82H83ZM110 81V80H109ZM112 81V80H111ZM169 81H172V80H169ZM3 82V81H2ZM17 82V84H19L20 85V83H18ZM24 82V81H23ZM23 82H21V84L22 85H24L23 84ZM42 82V81H41ZM46 81H44V83H45ZM51 82H52V80H51ZM67 82V81H66ZM72 82H73V80H72ZM79 82V81H78ZM77 82V83H78ZM93 82V81H92ZM116 82V81H115ZM120 81H118V83H119ZM148 82H150V86L152 87V85H151V80H148ZM162 82V81H161ZM166 82V83H167ZM43 83V82H42ZM76 83V82H75ZM79 83H81V79H80V82ZM78 83V84H79ZM84 83V82H83ZM85 83V84H86ZM108 83V82H107ZM110 83V82H109ZM108 83V84H109ZM121 83V82H120ZM126 83V82H125ZM141 83V82H140ZM145 84H143V83H141V84H143V85H146L145 86V88H147V89H149L150 88V86H149V88L147 87L148 86V84H146V82H144ZM171 83V82H170ZM16 84V85H17ZM48 84V83H47ZM89 84V83H88ZM162 83H160L159 85H161ZM173 84V83H172ZM13 85V86H14ZM18 85V86H19ZM68 85H69V83H68ZM73 83L72 84H70V86H72L73 87ZM114 85V84H113ZM120 85V84H119ZM158 85V86H159ZM167 85H169L168 87H170L171 85L170 84H168L167 83ZM166 85V86H167ZM2 85H0V88H2L1 87ZM3 86H5V87H7V88H10V87H8V86H6V85H3ZM12 86V88L13 89H16V88H14ZM49 86V85H48ZM51 86H53V85H51ZM56 86V85H55ZM58 86V85H57ZM56 86V87H57ZM67 86V85H66ZM69 86V87H70ZM75 86V85H74ZM78 86H80V84L78 85ZM78 86H75V88L74 89H76L77 90V88H78V90L80 89V87H78ZM82 86V85H81ZM122 86V85H121ZM157 86V87H158ZM161 86H163V85H161ZM164 87V88H167V87ZM173 86V87H174ZM5 87H3V88H5ZM26 87V86H25ZM71 87V88H72ZM77 87V88H76ZM84 87V86H83ZM83 87H82V89H83ZM88 87H89V85H88ZM114 87V86H113ZM115 87H116V85H115ZM114 87V88H115ZM118 87V86H117ZM123 87V86H122ZM121 87V88H122ZM143 87V86H142ZM141 86H140V89L139 90H141L142 91V88ZM173 87H171V88H173ZM178 87H174L176 90H177V88ZM3 88H2V90H3ZM19 88H20V86H19ZM29 88V87H28ZM67 88V87H66ZM112 88V87H111ZM118 88H120V86L118 87ZM118 88L116 89L117 91H120V90H118ZM160 89H158L159 90V92L158 93H160V92H162V91H160V90H162L163 89V87H159ZM173 88V89H174ZM178 88V89H179ZM188 88V87H187ZM190 88H188V89H190ZM6 89V88H5ZM11 89V88H10ZM18 89V88H17ZM24 89V88H23ZM23 89H21V90H23ZM26 89V88H25ZM58 89V88H57ZM74 89H73V92H74ZM85 89V88H84ZM87 89V88H86ZM167 89H169V88H167ZM166 89V90H167ZM172 89V90H173ZM174 89V90H175ZM7 90V89H6ZM6 90H4V91H6ZM67 90V89H66ZM65 90V91H66ZM70 90V89H69ZM68 90V91H69ZM72 90V89H71ZM87 90H91L90 88L89 89H87ZM112 90H113V88H112ZM115 90V89H114ZM113 90V91H114ZM125 92H126V90L125 89H123ZM143 90H145V89H143ZM164 90V89H163ZM175 90V91H176ZM214 90H218V91H214ZM16 91V90H15ZM14 91V92H15ZM65 91H62V93H66L67 94V92H65ZM92 91V90H91ZM95 91V90H94ZM93 91V92H94ZM121 91H122V89H121ZM141 91H140V93L139 94H141ZM149 91V90H148ZM169 91V90H168ZM178 91V90H177ZM181 91V90H180ZM182 91V92H183ZM188 91V90H187ZM3 92V91H2ZM18 92V91H17ZM17 92H15L18 96H19V93H17ZM26 92V91H25ZM30 92V91H29ZM76 92H79V91H76ZM82 92L84 93V90H82ZM89 91H87V92H85V93H88ZM124 92V93H125ZM172 92H174V91H172ZM181 92V93H182ZM192 92V91H191ZM217 92H220V93H218L217 94ZM7 93V92H6ZM35 93H33V94H35ZM53 93V94H52ZM59 93H58V95H59ZM69 93H71V92H69ZM75 93V92H74ZM83 93H82V95H83ZM91 93V92H90ZM113 93V92H112ZM116 94H117V96H118V93L119 92H115ZM114 93V94H115ZM122 94H124L123 92H121ZM164 93V92H163ZM163 93H162V95H163ZM167 93V92H166ZM186 93V92H185ZM9 94H11V96H12V94H14V93H8V95ZM24 94V93H23ZM46 94V93H45ZM66 94H65V96H66ZM75 94H77V95H79L81 98H82V95H80L81 94V92H80V94H78V93H75ZM93 94V93H92ZM91 94V95H92ZM94 94H95V92H94ZM105 94V93H104ZM120 94V93H119ZM127 93H125L124 94V96L126 95ZM138 94V95H139ZM147 93H145V95H146ZM179 94H180V92H179ZM179 94L177 93V95L179 96ZM183 94V93H182ZM193 94V93H192ZM3 95V97H4V94H2ZM7 95V96H8ZM25 95V94H24ZM23 95V96H24ZM26 95H27V93H26ZM26 95L24 96V97H21V98H25L26 97ZM32 95V94H31ZM39 95V94H38ZM41 95H43V94H41ZM56 95V94H55ZM67 95H69V94H67ZM74 95V94H73ZM87 95V94H86ZM88 95H89V93H88ZM87 95V96H88ZM98 95V94H97ZM102 95V94H101ZM129 95V94H128ZM142 95V94H141ZM174 95V94H173ZM177 95H174L175 97L177 96ZM184 96H186V94H183ZM189 95V94H188ZM14 96H16V95H14ZM14 96H12V97H14ZM22 96V95H21ZM36 96V95H35ZM50 96V95H49ZM61 96H64V94L62 95L61 94ZM70 96V95H69ZM71 96H72V94H71ZM78 96V98H80ZM121 96V95H120ZM143 96V95H142ZM160 96H161V94H160ZM3 97H1V98H3ZM6 97V96H5ZM37 97V96H36ZM44 97V96H43ZM56 97V99H57V97H58V99L60 100L61 98H60V95L59 96H54V98ZM77 97V96H76ZM86 97V96H85ZM90 97V96H89ZM89 97H88V100H89ZM93 97V96H92ZM101 97V96H100ZM116 97V96H115ZM122 97V96H121ZM127 97V96H126ZM141 97V96H140ZM228 97L230 98L229 99V101L228 102H226V100L228 99ZM10 98V97H9ZM15 98V97H14ZM13 98V99H14ZM18 98H20V97H18ZM50 98V97H49ZM53 98V97H52ZM52 98H50V99H52ZM72 98H73V96H72ZM71 98V99H72ZM74 98H75V96H74ZM94 98V97H93ZM107 98V97H106ZM112 98V97H111ZM144 98H145V96H144ZM183 98V97H182ZM8 99V97L6 98V100ZM12 99V100H13ZM16 99H17V97L15 98V101H16ZM26 99H28L27 97H26ZM85 99V98H84ZM83 99V100H84ZM87 99V98H86ZM90 99H91V97H90ZM98 99V98H97ZM108 99V98H107ZM106 99V100H107ZM176 100H177V98H175ZM179 99H181L180 97H179ZM184 99V98H183ZM185 99H187V98H185ZM185 99H184V102H185ZM4 100H5V98H4ZM10 100H11V98H10ZM31 100V99H30ZM52 100H54V99H52ZM59 100H58V103H59ZM63 100H65V99H63ZM75 100V99H74ZM73 100V101H74ZM82 100V102L83 103H85L84 101ZM92 100V99H91ZM91 100H90V103H91ZM117 100V99H116ZM140 100H141V98H140ZM146 100V99H145ZM144 100V101H145ZM8 101V100H7ZM26 101V100H25ZM51 101V100H50ZM55 102H56V100H54ZM78 102H79V100H77ZM87 101V100H86ZM94 100H92V102H93ZM143 101V100H142ZM182 100H180V103H182L181 102ZM188 101V100H187ZM5 102V101H4ZM8 102H10V101H8ZM7 102V103H8ZM14 102V101H13ZM12 101H11V105H12V103H13ZM19 102H20V100L18 99V104H19ZM22 102H23V100H22ZM28 102H30V101H27V103ZM60 102H61V100H60ZM63 102V101H62ZM75 102V101H74ZM77 102V103H78ZM82 102H81V104H82ZM95 102H96V99H95ZM178 102H179V100H178ZM191 102V100H189L188 101V103H190ZM17 103V101L15 102V103H13V104H16ZM21 103V102H20ZM27 103H25V105H24V107H26V105H28ZM52 103V102H51ZM57 102H56V104L57 105H60L61 103H59L58 104ZM76 103V102H75ZM75 103H73V104H75ZM76 103V104H77ZM89 102L87 103V106L90 104ZM94 103V102H93ZM139 103H141V101L139 102ZM143 103H146V102H143ZM142 103V104H143ZM164 103V102H163ZM170 103H171V101H170ZM179 103V104H180ZM187 103V102H186ZM213 103V104H212ZM18 104H17V106H18ZM22 104V103H21ZM21 104H19V105H21ZM47 104V103H46ZM54 104V103H53ZM55 104V105H56ZM67 104V103H66ZM71 105V106H75V105ZM106 104V103H105ZM111 104H114V103H111ZM149 104V103H148ZM174 104V103H173ZM177 105H178V103H176ZM190 104V105H191ZM61 105H63V104H61ZM61 105L60 106H58V108L60 107L61 108ZM83 106L82 107H84V104H82ZM86 105V104H85ZM109 105V104H108ZM172 105V104H171ZM212 105H214V110L215 111H212L211 109L209 110V108L210 107H212ZM29 106V105H28ZM70 106V105H69ZM77 106V105H76ZM80 106V105H79ZM93 106L95 107V105L93 104ZM101 106V105H100ZM117 106V105H116ZM141 106V105H140ZM174 106L175 105H173V109H174ZM181 106H182V104H181ZM187 105L185 104V106H184V108L186 107ZM10 107V106H9ZM19 107V106H18ZM39 107H41V106H39ZM91 107H92V105H91ZM97 107V106H96ZM113 107V106H112ZM190 107V106H189ZM226 107H228V108H226ZM55 108V107H54ZM75 109L77 108V107H74ZM80 108H81V106H80ZM85 108V107H84ZM140 108V107H139ZM165 108V107H164ZM176 108V107H175ZM183 107H182V109L183 110H185ZM225 108H226V110H230V111H228V112H231V113H227L226 111H224V112H226L227 114H231V115H234V117H235V115L238 117H233L234 119H233V121H230L229 120V117H226V113H224L223 112V109L225 110ZM13 109V108H12ZM42 109V108H41ZM67 109V108H66ZM86 109V108H85ZM84 109V110H85ZM88 110L89 109H92V110H94L93 108H87ZM114 109V108H113ZM167 109V108H166ZM177 109H178V107H177ZM218 109V110H217ZM15 110V109H14ZM17 110V109H16ZM24 111L26 110L27 111V109H23ZM28 110H29V112H30V109L28 108ZM39 110V109H38ZM63 110V109H62ZM79 110V109H78ZM78 110H76L77 112H78ZM96 110H98V109H96ZM154 110V109H153ZM182 110V111H183ZM10 111V110H9ZM12 111V110H11ZM10 111V112H11ZM23 111V112H24ZM41 111V110H40ZM58 111H59V109H58ZM65 111V110H64ZM69 111V110H68ZM70 111H72V110H70ZM74 111V110H73ZM72 111V112H73ZM81 111H83V109H80V112ZM90 111V110H89ZM111 111V110H110ZM140 111V110H139ZM148 111H149V109H148ZM171 111H172V108H171ZM170 111V112H171ZM178 111H180V110H178ZM20 112V111H19ZM29 112H28V114H29ZM33 112V114H34V111H32ZM35 112H36V110H35ZM62 112V111H61ZM71 112V113H72ZM83 112H85V111H83ZM189 111L187 110V113H188ZM14 113V112H13ZM15 113H16V111H15ZM37 113H38V111H37ZM65 113V112H64ZM64 113H63V115H64ZM76 113V112H75ZM89 113V112H88ZM93 113V112H92ZM100 113H102V112H100ZM99 113V114H100ZM108 113V112H107ZM130 113V112H129ZM135 113H136V111H135ZM164 113V112H163ZM180 113H182L181 111L179 112V113H177V114H180ZM185 112H183V114H184ZM1 114V113H0ZM2 114L3 115H5L6 116V113L4 114L3 113V111H2ZM1 114V115H2ZM22 114H24V113H22ZM25 114L27 115V113L25 112ZM31 114V113H30ZM29 114V115H30ZM39 114V113H38ZM60 114V113H59ZM94 114V113H93ZM108 114H110V112L108 113ZM118 114V113H117ZM117 114H116V117H117ZM137 114V113H136ZM140 114V113H139ZM142 114V113H141ZM147 114V113H146ZM145 114V115H146ZM15 115V114H14ZM14 115H12V117L14 116ZM18 115H21L20 113L19 114H16V117L18 116ZM26 115L24 116H22V117H26ZM39 115H41V113L39 114ZM66 115V114H65ZM74 115V114H73ZM86 115H88V114H86ZM103 115V114H102ZM113 115V114H112ZM130 115V114H129ZM134 115V114H133ZM156 115V114H155ZM166 115H167V113H166ZM181 115V114H180ZM180 115H177V116H180ZM189 115V114H188ZM187 115V116H188ZM231 115H230V117H231ZM8 116V115H7ZM6 116V117H7ZM32 116H35V114L34 115H31V119L33 118ZM38 116V115H37ZM37 116H36V118H37ZM42 116H45V115H42ZM53 116L54 115H52V119H53ZM95 116H96V114H95ZM107 116V115H106ZM111 116V115H110ZM126 116V115H125ZM139 116V115H138ZM137 116V117H138ZM150 116H152V115H150ZM184 116L185 115H182V117L184 118ZM240 116H242V117H244V121H243V119H242V121L240 120ZM3 117V116H2ZM1 116H0V118H2ZM8 117H10V116H8ZM46 117V116H45ZM50 117V116H49ZM98 117V116H97ZM96 117V118H97ZM141 117V116H140ZM145 117V116H144ZM181 117V116H180ZM181 117V119H183ZM11 118V117H10ZM13 118H15V116L13 117ZM19 118H20V116H19ZM28 117H26L25 118V122L27 121L26 119H27ZM36 118H34L35 120H40L39 119V116H38V119H36ZM47 118V117H46ZM45 118V119H46ZM56 118H57V116H56ZM55 118V119H56ZM68 118V117H67ZM86 118V117H85ZM95 118V119H96ZM99 118H102L100 115H99ZM98 118V119H99ZM105 118V117H104ZM106 118H108V117H106ZM105 118V119H106ZM123 118V117H122ZM121 118V119H122ZM128 118V117H127ZM146 118H147V116H146ZM179 118V117H178ZM177 118V119H178ZM186 118V117H185ZM188 118V117H187ZM232 118V117H231ZM230 118V119H231ZM30 119V118H29ZM28 119V120H29ZM44 118H42L41 120H43ZM48 119V118H47ZM61 119H63V118H61ZM88 119V118H87ZM94 119V120H95ZM104 119V120H105ZM110 119L111 118H109V121H110ZM113 119V118H112ZM155 119V118H154ZM171 119V118H170ZM180 119V120H181ZM238 119L240 120V121H238ZM12 120H14V119H12ZM17 120V122L19 121L18 119H16ZM20 120H23L22 118H20ZM57 120H58V118H57ZM90 120V119H89ZM100 120V119H99ZM103 120V121H104ZM108 119H106L105 121H107ZM137 120V119H136ZM151 120V119H150ZM153 120V119H152ZM151 120V121H152ZM156 120V119H155ZM185 120V119H184ZM183 120V121H184ZM45 121H47V120H45ZM51 121V117H50V120H49V122ZM55 120H53V121H51L50 122V124L49 125H51V123L52 122H54ZM58 121H62V120H60V118H59V120ZM65 121V120H64ZM69 121V120H68ZM72 121H73V118H72ZM91 121V120H90ZM101 121V120H100ZM99 121V123H101ZM112 121V120H111ZM110 121V122H111ZM114 121H116V119L114 120ZM118 121H120V120H118ZM123 121H125L124 119H123ZM127 121V120H126ZM160 121H161V119H160ZM178 122H179V120H177ZM190 121V120H189ZM9 122H12V121H9ZM14 122V121H13ZM16 122V121H15ZM20 123H21V121H19ZM19 122L17 123V125L19 124ZM30 122V121H29ZM29 122H27V123H25V124H27L28 125V123ZM37 122V121H36ZM43 124L42 125H40V126H42L41 128L42 129H44L43 128V126H44V123L45 122H43V121H41ZM40 122V123H41ZM55 122H57V121H55ZM71 122V121H70ZM92 122V126H93V124H94V126H95V123H97L96 121L93 123V121H91ZM113 122V121H112ZM121 122H122V120H121ZM132 122V121H131ZM139 122V121H138ZM162 122V121H161ZM178 122H177V124H178ZM32 123L34 124V122H33V120H32ZM31 123V124H32ZM48 122H46L45 124H47ZM65 123V122H64ZM63 123V124H64ZM69 122H67V124H68ZM74 123V122H73ZM76 123V122H75ZM80 123V122H79ZM103 123V122H102ZM105 123H107V122H105ZM119 123V122H118ZM117 123V124H118ZM130 123V122H129ZM137 123V122H136ZM150 123V122H149ZM180 123H181V121H180ZM180 123H179V125H180ZM14 124V123H13ZM38 124L39 123H37V127H38ZM87 124V123H86ZM88 124H90V123H88ZM116 124V123H115ZM114 124V125H115ZM188 124V125H189ZM260 124V125H259ZM21 125V124H20ZM23 125V124H22ZM29 125H30V123H29ZM48 125V124H47ZM55 125H57L58 126V124H55ZM55 125H54V127H55ZM60 125V124H59ZM71 125V124H70ZM74 125H76V124H74ZM73 125V126H74ZM101 125V124H100ZM137 125V124H136ZM142 125V124H141ZM187 125V124H186ZM264 125V124H263ZM26 126V125H25ZM31 126V125H30ZM29 126V127H30ZM73 126H71L72 128H73ZM77 126H79V124H77ZM76 126V127H77ZM99 126V125H98ZM110 126H111V124H110ZM109 126V127H110ZM120 126H121V124H120ZM126 126V125H125ZM135 126V125H134ZM138 126V125H137ZM136 126V127H137ZM140 126V125H139ZM178 125H176V127H177ZM182 126H183V124H182ZM190 126H189V129H190ZM19 127H21V126H19ZM32 127H33V125H32ZM36 127V124L34 125V127L33 128H35ZM64 127V126H63ZM76 127H74V129L76 128ZM84 127V126H83ZM85 127H86V125H85ZM84 127V128H85ZM96 127V126H95ZM100 128L102 127V126H99ZM103 127H105V126H103ZM112 127V126H111ZM114 127V126H113ZM112 127V128H113ZM162 127V126H161ZM180 127H181V125H180ZM187 127V126H186ZM46 128V127H45ZM52 128V127H51ZM61 127H59V129H60ZM66 128V127H65ZM71 128V129H72ZM82 128V127H81ZM90 128V127H89ZM88 128V129H89ZM92 128V127H91ZM94 128V127H93ZM108 128V127H107ZM129 128V127H128ZM140 128V127H139ZM145 128H146V125H145ZM36 129V128H35ZM35 129L33 130V131H35ZM48 130H51L50 129V126H49V128H47ZM52 129H54L55 130V132H51L50 134H54L55 135V137H57V132H58V130H57V127H56V129L55 128H52ZM62 129V128H61ZM83 129V128H82ZM82 129H80L79 128V130H82ZM95 129V128H94ZM102 129V128H101ZM100 129V130H101ZM109 129V128H108ZM111 129V128H110ZM109 129V130H110ZM116 129V128H115ZM119 129V128H118ZM133 129V128H132ZM136 129V128H135ZM144 129V128H143ZM143 129H141V130H143ZM241 131L242 130V132L244 133V134H242V136H240L239 137V135L240 134H237V132L239 131V130ZM32 130V129H31ZM45 130V129H44ZM48 130H46V131H48ZM53 130V131H54ZM56 130H57V132H56ZM78 130V131H79ZM90 131H91V129H89ZM88 130V132H90ZM99 129H97V131H98ZM104 130V129H103ZM108 130V131H109ZM113 129H111V131H112ZM117 130V129H116ZM115 130V131H116ZM126 130V129H125ZM150 130V129H149ZM149 130H147V131H149ZM152 130H154V128H152ZM162 130V129H161ZM176 130H177V133L179 132V131H181V130H183V128H179V130L176 128ZM175 130V131H176ZM184 130H185V128H184ZM36 131H38V129L36 130ZM42 130L40 129V131L39 132H41ZM62 131V130H61ZM73 131V130H72ZM75 131V130H74ZM93 131V130H92ZM96 131V130H95ZM105 131V130H104ZM118 131V130H117ZM117 131H116V133H117ZM123 131V130H122ZM139 131V130H138ZM147 131H145V133L147 132ZM157 131V130H156ZM263 131V132H262ZM60 132V131H59ZM58 132V134H60ZM66 132V131H65ZM85 132H87V130L85 131ZM101 132H103V131H101ZM110 132V131H109ZM135 132V131H134ZM133 132V133H134ZM152 132V131H151ZM187 132H188V129H187ZM187 132H182L181 134H183V133H187ZM42 133H45V131L44 132H42ZM49 133V131L46 133V134H48ZM71 133V132H70ZM91 133H94V132H91ZM104 133V132H103ZM111 133H113V132H111ZM129 133V132H128ZM155 133V132H154ZM154 133H152L153 135H154ZM157 133V132H156ZM159 133V132H158ZM65 134V133H64ZM73 134V133H72ZM80 134H82L83 135V132H80ZM87 134V133H86ZM95 134V133H94ZM99 134H100V132H99ZM105 134V133H104ZM110 134V133H109ZM109 134L107 135V134H105L106 136H101V137H99V135H97V138L94 140L95 142L96 141H98V142H101V143H104V145H105V147H106V145L107 144H110V145H112V142L114 141L113 139H111V137H112V135L110 134V136H109ZM115 134V133H114ZM120 134V132L118 133V136L117 137H119V138H121L122 136H121V134ZM124 134V133H123ZM142 134L143 135H145L143 132H142ZM150 134V133H149ZM162 134V133H161ZM174 134V133H173ZM237 134V135H236ZM44 135V134H43ZM54 135H52V137L54 136ZM61 135V134H60ZM60 135H58L59 136V138H60ZM63 135V134H62ZM61 135V136H62ZM95 135V136H96ZM143 135H141V136H143ZM156 135V134H155ZM159 136L158 137H161L162 138V136L160 135V134H158ZM164 135V134H163ZM179 135V134H178ZM253 135V136H252ZM45 136V135H44ZM46 136H48V137H51V136H49V135H46ZM68 136V135H67ZM72 136H74V135H72ZM77 136V135H76ZM76 136H74L73 138H75ZM81 136V135H80ZM86 136V135H85ZM91 136V135H90ZM127 136V135H126ZM141 136H139V137H141ZM152 136V135H151ZM150 136V137H151ZM175 136V135H174ZM182 136V135H181ZM238 136V137H237ZM54 137V138H55ZM64 137V136H63ZM62 137V138H63ZM79 137V136H78ZM82 137V136H81ZM123 137H124V135H123ZM122 137V138H123ZM134 137V136H133ZM164 137L165 136H163V139H164ZM171 137V136H170ZM245 137V136H244ZM256 137V136H255ZM59 138H57L58 140H59ZM84 138V137H83ZM82 138V139H83ZM92 138H93V136H92ZM91 138V139H92ZM121 138V139H122ZM125 138V137H124ZM135 139H136V137H134ZM142 138V137H141ZM152 138V137H151ZM154 138V137H153ZM174 138V137H173ZM48 139V138H47ZM51 139V138H50ZM56 139V138H55ZM55 139H53V140H55ZM56 139V140H57ZM78 139V138H77ZM81 139V140H82ZM129 139V138H128ZM134 139V140H135ZM143 139V138H142ZM156 139H158L157 138V136H156ZM166 139V138H165ZM186 139V138H185ZM255 139V138H254ZM262 139V138H261ZM52 140V139H51ZM61 140V139H60ZM63 140V139H62ZM61 140V141H62ZM65 140V139H64ZM74 140H76V138L74 139ZM85 140V139H84ZM93 140H90L91 142L93 141ZM116 140H118V139H116ZM122 140H124V139H122ZM122 140H120V141H122ZM126 140V139H125ZM130 140V139H129ZM160 140H162V139H160ZM240 141L241 140H243V137H242V139H239ZM49 141V140H48ZM73 141V140H72ZM71 141V142H72ZM86 141H87V139H86ZM89 141V140H88ZM119 141V140H118ZM158 141V140H157ZM163 141V140H162ZM168 141V142H167ZM167 141H163V142H161L160 141V143H162V146L163 145H167V143L168 144H170V142H169V140H167ZM173 141V140H172ZM176 141V140H175ZM178 141V140H177ZM249 141V140H248ZM258 141H262V140H258ZM51 142V141H50ZM57 142H59V141H57ZM65 143H66V140L64 141ZM63 142V143H64ZM73 142H75V141H73ZM123 142V141H122ZM121 142V144H123ZM147 142V141H146ZM242 142V141H241ZM247 142V141H246ZM256 142V141H255ZM63 143L62 144H60V145H63ZM78 143V142H77ZM93 143V142H92ZM91 143V144H92ZM119 143V142H118ZM135 143H136V141H135ZM171 143H173V142H171ZM263 143H264V141H263ZM263 143H262V145H263ZM67 144V143H66ZM83 144V143H82ZM136 144H138V143H136ZM141 144V143H140ZM144 144V143H143ZM181 144V143H180ZM179 144V145H180ZM183 144V143H182ZM239 144V143H238ZM240 144H243L244 145V143L242 142V143H240ZM252 144V143H251ZM258 144H260V142L258 143ZM83 145H86V144H83ZM99 145V144H98ZM103 144L101 145V146H104ZM146 145V144H145ZM149 145V144H148ZM155 145H157V144H155ZM172 145V144H171ZM171 145H169V146H171ZM246 145V144H245ZM257 145V144H256ZM261 145V144H260ZM260 145H258L260 148H261V146ZM64 146V145H63ZM118 146V145H117ZM125 146V145H124ZM143 146V145H142ZM161 146V147H162ZM188 146H190V145H188ZM247 146H248V144H247ZM251 146H253V144L251 145ZM91 147H93V146H91ZM114 147V146H113ZM138 147V146H137ZM140 147V146H139ZM177 147V146H176ZM175 147V148H176ZM179 147V146H178ZM180 147H181V145H180ZM231 147H228V148H231ZM242 147V146H241ZM245 147V146H244ZM255 146H253V148H254ZM101 148V147H100ZM104 148V147H103ZM102 148V149H103ZM147 148V147H146ZM158 148V147H157ZM171 148H173V146L171 147ZM171 148H169V149H171ZM237 148H238V146H236V149H234V151L236 150L237 151ZM243 148V147H242ZM99 149V148H98ZM106 149V148H105ZM143 149V148H142ZM184 149V148H183ZM241 149V148H240ZM245 149V148H244ZM254 149H256V148H254ZM262 149V148H261ZM264 149V148H263ZM86 150V149H85ZM92 150V149H91ZM99 150H101V149H99ZM108 150V149H107ZM172 150V149H171ZM177 150V149H176ZM228 150V149H227ZM230 150V151H231ZM257 150H258V148H257ZM130 151V150H129ZM143 151V150H142ZM146 151H147V149H146ZM157 151H160L161 153H162V149H160V146H159V150H157ZM164 151H165V149H164ZM193 151V150H192ZM195 151V150H194ZM230 151H228V152H230ZM244 151V150H243ZM255 151V153H256V150H254ZM85 152H87V151H85ZM180 152H182V151H180ZM258 152V151H257ZM103 153V152H102ZM159 152H157V154H158ZM161 153H160V155H161ZM170 153V152H169ZM195 153V152H194ZM231 153V152H230ZM237 153V152H236ZM235 153V154H236ZM240 153V152H239ZM238 153V154H239ZM245 153V152H244ZM244 153H240V154H242V156L244 155ZM247 153V152H246ZM263 153V152H262ZM261 153V154H262ZM108 154V153H107ZM149 154H151V153H149ZM164 154V153H163ZM168 154V153H167ZM166 154V155H167ZM185 154V153H184ZM259 154V153H258ZM93 155V154H92ZM146 155V154H145ZM171 155V154H170ZM169 155V156H170ZM173 155V154H172ZM175 155H180L179 153H175ZM234 155V154H233ZM247 155V154H246ZM256 155H257V153H256ZM103 156V155H102ZM111 156V155H110ZM147 156H149L148 154H147ZM22 157V156H21ZM112 158H113V156H111ZM153 157V156H152ZM179 157V156H178ZM181 157H182V155H181ZM234 157V156H233ZM252 157V156H251ZM263 157V156H262ZM24 158V157H23ZM98 158V157H97ZM168 158V157H167ZM239 158V157H238ZM241 158V157H240ZM152 159V158H151ZM235 159V158H234ZM109 160V159H108ZM160 160V159H159ZM236 160H238V159H236ZM241 160V159H240ZM253 160V159H252ZM94 161V160H93ZM184 161V160H183ZM228 161H230L231 162V160H228ZM233 161V160H232ZM245 162V161H244ZM248 162H249V160H248ZM254 162H256V161H254ZM260 162V161H259ZM102 163V162H101ZM105 163V162H104ZM169 163H170V161H169ZM181 163V162H180ZM111 163H108V164H106L107 165V167H106V170L107 169H111V171H113L114 169H115V167L114 168H112L113 166H114V163L112 164V166H111V168L109 167V165H110ZM151 164V163H150ZM198 164V163H197ZM235 164H238V163H235ZM244 164V163H243ZM128 165V164H127ZM174 165V164H173ZM211 165V166H212ZM252 165V164H251ZM255 165H256V163H255ZM254 165V166H255ZM260 165V164H259ZM99 166V165H98ZM171 166V165H170ZM180 166V165H179ZM205 166V165H204ZM237 166V165H236ZM235 166V167H236ZM101 167V166H100ZM146 167H148V166H146ZM213 167V166H212ZM217 167V166H216ZM215 166H214V168H216ZM217 167V168H218ZM226 167V166H225ZM229 167V166H228ZM99 168V167H98ZM208 168V167H207ZM250 168V167H249ZM255 168H256V166H255ZM102 169V168H101ZM177 169V168H176ZM257 169V168H256ZM224 170V169H223ZM236 170V169H235ZM234 170V171H235ZM247 170V169H246ZM159 171V170H158ZM245 171V170H244ZM254 171V170H253ZM102 172V171H101ZM206 172V171H205ZM216 172H217V169H216ZM112 173V172H111ZM115 173V172H114ZM182 173V172H181ZM131 174V173H130ZM203 174V173H202ZM208 174V173H207ZM220 174V173H219ZM233 174H234V172H233ZM258 174V173H257ZM263 174V173H262ZM102 175V174H101ZM111 175V174H110ZM197 175H198V173H197ZM209 175H211V174H209ZM103 176H105V174L103 175ZM112 176V175H111ZM182 176V175H181ZM199 176V175H198ZM218 176V175H217ZM262 176V175H261ZM46 177V176H45ZM106 177V176H105ZM115 177V176H114ZM221 177V176H220ZM106 178H108V177H106ZM202 178V177H201ZM103 179V178H102ZM223 179H225V177L223 178ZM257 179V178H256ZM105 180V179H104ZM108 180V179H107ZM116 180V179H115ZM171 180V179H170ZM197 180H198V178H197ZM208 180H210V184H212V182H211V178L210 179H208ZM213 180V179H212ZM233 180V179H232ZM135 181V180H134ZM207 181V180H206ZM205 181V182H206ZM107 182V181H106ZM225 182V181H224ZM230 182V181H229ZM256 182V181H255ZM215 183V182H214ZM222 183V182H221ZM233 183V182H232ZM136 184V183H135ZM255 184V183H254ZM120 185V184H119ZM165 185V184H164ZM224 185V184H223ZM230 185V184H229ZM242 185V184H241ZM166 186V185H165ZM210 186V185H209ZM213 186V185H212ZM211 186V187H212ZM215 186V185H214ZM217 186V185H216ZM215 186V187H216ZM225 186H227V185H225ZM224 186V187H225ZM236 186V185H235ZM244 186V185H243ZM129 187V186H128ZM259 187V186H258ZM135 188V187H134ZM208 188V187H207ZM218 188V187H217ZM222 188V187H221ZM220 188V189H221ZM226 188V187H225ZM250 188V187H249ZM114 189V188H113ZM119 189V188H118ZM127 189V188H126ZM126 189H125V191H126ZM216 189V188H215ZM223 189V188H222ZM229 189V188H228ZM110 190V189H109ZM139 190V189H138ZM152 190V189H151ZM208 190V189H207ZM112 191V190H111ZM136 191V190H135ZM213 191V190H212ZM231 191H232V189H231ZM231 191H229V192H231ZM243 191V190H242ZM251 191V190H250ZM255 191V190H254ZM111 193V192H110ZM125 193V192H124ZM228 193V192H227ZM123 194V193H122ZM217 194V193H216ZM220 194V193H219ZM140 195V194H139ZM145 195V194H144ZM150 195V194H149ZM175 195V194H174ZM230 195V194H229ZM163 196V195H162ZM225 196V195H224ZM230 196H232V195H230ZM252 196V195H251ZM109 197V196H108ZM118 197V196H117ZM143 197V196H142ZM145 197V196H144ZM154 197V196H153ZM219 197V196H218ZM227 197V196H226ZM243 197V196H242ZM253 197H254V195H253ZM124 198H127V196L125 197L124 196ZM119 199V198H118ZM142 199V198H141ZM141 199H139L138 197L135 199V198H132L130 201H128V203L129 204H127V205H129V208L132 210L131 212L133 213L134 211H135V209H147V210H149V205H148V202H145L144 201V199L143 200H141ZM154 199V198H153ZM232 199V198H231ZM242 199V198H241ZM115 200V199H114ZM128 200V199H127ZM155 201V200H154ZM158 201V200H157ZM125 202H127V201H125ZM152 202V201H151ZM247 202V201H246ZM261 202V201H260ZM124 203V202H123ZM153 204V203H152ZM211 204V203H210ZM122 205V204H121ZM127 205H124L125 207L127 206ZM151 205V204H150ZM160 205V204H159ZM138 207H140V208H138ZM151 208H152V205L150 206ZM260 207H261V205H260ZM259 207V208H260ZM160 208V207H159ZM129 209V210H130ZM128 210V208H127V211H129ZM139 210V211H140ZM152 210V209H151ZM154 210V209H153ZM262 210V209H261ZM261 210H260V214H261ZM126 211V212H127ZM144 211V210H143ZM149 211H147V213H148ZM131 213V214H132ZM222 213V212H221ZM259 213V212H258ZM263 213V212H262ZM128 215V214H127ZM258 215V214H257ZM133 217V216H132ZM136 218V217H135ZM145 218V217H144ZM148 218V217H147ZM255 218V217H254ZM138 219V218H137ZM258 219V218H257ZM128 220H129V218H128ZM139 220V219H138ZM259 221V220H258ZM257 221V222H258ZM139 223H140V220L138 221ZM145 224V223H144ZM214 227V226H213ZM256 227V226H255ZM227 229V228H226ZM258 229V228H257ZM257 233H258V231H257ZM261 234V233H260ZM223 235V234H222ZM245 237V236H244ZM264 237V236H263ZM221 238V237H220Z\"/></svg>",
    "mask_w": 264,
    "mask_h": 264
}]
</instances>
